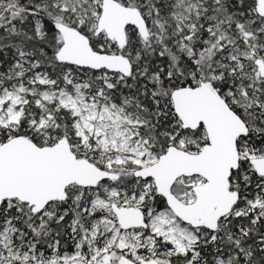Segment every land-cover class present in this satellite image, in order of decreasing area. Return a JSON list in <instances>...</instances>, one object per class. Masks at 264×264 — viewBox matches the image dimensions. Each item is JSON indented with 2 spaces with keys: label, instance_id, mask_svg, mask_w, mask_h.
<instances>
[{
  "label": "snow or ice",
  "instance_id": "snow-or-ice-1",
  "mask_svg": "<svg viewBox=\"0 0 264 264\" xmlns=\"http://www.w3.org/2000/svg\"><path fill=\"white\" fill-rule=\"evenodd\" d=\"M0 264H264V0H0Z\"/></svg>",
  "mask_w": 264,
  "mask_h": 264
}]
</instances>
